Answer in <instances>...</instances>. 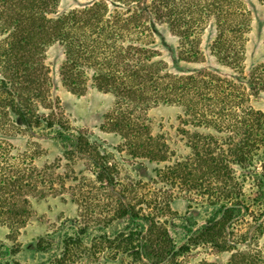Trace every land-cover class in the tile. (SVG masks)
Listing matches in <instances>:
<instances>
[{
	"label": "rangeland",
	"instance_id": "rangeland-1",
	"mask_svg": "<svg viewBox=\"0 0 264 264\" xmlns=\"http://www.w3.org/2000/svg\"><path fill=\"white\" fill-rule=\"evenodd\" d=\"M59 1V12L78 10V16H83V11L91 10L97 14V20L78 25V30H133L114 41L119 46L146 50L142 63L155 65L158 82L161 78L181 82L202 77L205 86L194 84L189 92L207 95L210 106L203 111L207 123L185 124L184 113L176 104L147 103L146 109L134 114L135 122L145 137L159 139L167 158L161 163L136 158L127 135L115 128L114 120L120 118L115 96L99 90L93 71L87 68L82 69L84 76H78L77 68L72 79L66 80L64 48L57 43L47 47L42 61L27 72L35 82L30 90L38 94L30 108L51 114L49 122L59 123L61 128L50 130L42 125L28 131L17 125L19 120L0 103V134L7 138L0 143L15 151L17 164L41 171L40 182L45 188L30 195L31 215L20 231L12 235L0 221V243L6 245L1 264H56L57 258L63 259L61 264H147L146 260L138 262L130 254L123 255L112 243L114 235L126 226L115 220L119 200L159 216L169 228L177 251L188 247L165 264H228L233 252H221L198 236L190 240V232H200L215 209L189 187L174 186L171 166L192 155L188 138L193 135L224 139L233 133L242 134L229 125L243 113L237 107H216V97L249 96L248 109L264 115V95L252 96L247 84L252 71L264 67V5L258 0H232L242 28L229 30L227 25L218 30L215 10L209 13V8L203 7L191 15L184 14V8L194 0ZM163 2L168 5L161 9ZM172 2L177 7L171 11ZM220 32L227 43L219 39ZM8 43L0 38V46ZM224 55L235 59L224 60ZM3 74L0 70V100L10 95L3 90ZM145 91L151 96L160 92L157 85ZM77 141L83 145L78 146ZM233 176L235 189L241 194L233 202L241 204L242 211L227 226L222 242L233 249L241 244V252L264 254V143L256 148L248 167H233ZM168 204L171 211L164 208ZM80 231L86 233L84 245L68 239L60 243L61 235L71 237ZM67 247L69 253L64 255Z\"/></svg>",
	"mask_w": 264,
	"mask_h": 264
},
{
	"label": "trees",
	"instance_id": "trees-1",
	"mask_svg": "<svg viewBox=\"0 0 264 264\" xmlns=\"http://www.w3.org/2000/svg\"><path fill=\"white\" fill-rule=\"evenodd\" d=\"M258 1L264 5V0ZM223 2H226L224 6L221 5ZM163 3L161 9L168 5L167 2ZM59 4V0H0V38L4 37L9 42L6 46H0V70L4 72L3 90L10 93L1 99L0 103L7 113L19 120L17 125L28 131L38 129L42 125H47L50 130L55 126L61 128L59 123L49 122L51 114H43L36 106L35 110L30 108L35 105L33 101H36L38 94L30 90L35 82L33 76L27 73L42 61L45 49L56 43L64 48L66 54L63 67L66 80L72 79L77 68L78 76H84L82 69L87 68L93 71L97 88L115 96L117 113L120 114L119 120H114L115 128L127 135L132 156L143 158L150 163L165 162L167 158L166 148L159 144V139L145 137L135 122L137 118L134 114L146 109L147 103L176 104L184 113L185 124L206 125L207 115L203 111L210 106L207 95L202 92L195 95L189 92L194 84L200 88L205 86L202 77L186 78L181 82H165L161 78L158 82L157 75L154 74L155 65L148 61L142 63V55L146 50L119 46L114 41L120 35L133 30H78V25L91 24L90 19L97 20V14L91 10L83 11V16H78V10L59 12ZM234 5L232 0H194L184 8V14L191 15L206 7L209 8V13L215 10L218 30H224L227 25L229 30H241L242 22L237 17L240 14H237ZM169 6L172 11L177 4L172 2ZM158 8L160 9V6ZM224 20L226 22L223 25ZM219 39L227 43V38L221 32ZM223 57L224 60L235 59L226 58L225 55ZM247 84L252 96L264 95V67L258 70L255 68ZM153 85H157L160 92L153 96L146 94L145 90ZM248 97L227 98L221 95L214 99V105L218 108L229 106L240 109L243 116L233 123L229 122L232 123L229 126L237 127L242 134L237 133L238 136H234L233 133L224 139L193 135L194 138H188L192 155L174 163L171 166L173 169L167 168L173 171L174 186L178 189L189 187L208 207L215 209V214L200 232H190V240L198 236L221 252H233V258L228 264H264L262 252L238 251L241 244H236L233 249L229 244H224L221 237L227 226L237 217L235 214L242 211V205L233 202L241 197L235 189L233 167H248L253 161L254 151L264 143V115L248 109ZM1 140H7L6 136L0 134ZM2 143L0 221L13 235L27 225L32 208L30 195L41 193L45 188L40 182L41 171L27 167L26 164H17L19 160L14 154L15 151L5 142ZM77 143L78 146L83 145L80 141ZM222 144H225L223 148ZM76 149L78 150L77 146ZM49 191H53V188ZM118 204L114 214L115 220L126 223V226L114 235L112 243L123 255L130 254L136 261L146 260L147 264H165L188 250V247L184 246L181 248L182 252L177 251L169 228L159 216L140 212L134 205L121 200ZM243 207L246 208L244 205ZM164 208L172 210L169 204ZM83 233L85 231H80L71 237L63 234L60 243L63 244L64 239H68L75 240L78 246H82L86 235ZM252 240L249 238L248 241L251 243ZM5 247V244L0 243V264L5 256ZM68 249H65L64 255L69 253ZM57 260L58 258L56 264L63 261Z\"/></svg>",
	"mask_w": 264,
	"mask_h": 264
}]
</instances>
